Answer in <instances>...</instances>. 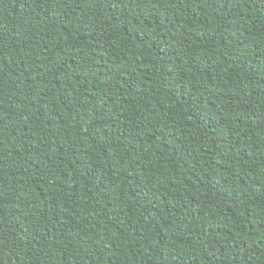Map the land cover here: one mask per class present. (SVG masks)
I'll return each mask as SVG.
<instances>
[{"label": "trees", "instance_id": "trees-1", "mask_svg": "<svg viewBox=\"0 0 264 264\" xmlns=\"http://www.w3.org/2000/svg\"><path fill=\"white\" fill-rule=\"evenodd\" d=\"M0 264H264V0H0Z\"/></svg>", "mask_w": 264, "mask_h": 264}]
</instances>
